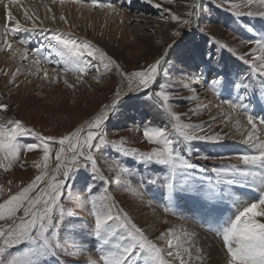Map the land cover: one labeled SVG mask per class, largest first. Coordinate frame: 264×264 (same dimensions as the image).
<instances>
[{
    "label": "rangeland",
    "instance_id": "1",
    "mask_svg": "<svg viewBox=\"0 0 264 264\" xmlns=\"http://www.w3.org/2000/svg\"><path fill=\"white\" fill-rule=\"evenodd\" d=\"M46 2L54 3L57 10L68 6L78 15L79 18L74 20L76 24L73 25V32L50 28L44 30L43 34L42 30L38 31L39 36L33 28L27 27L28 30L25 31L24 26L21 25L19 31L12 33L7 31L14 26L6 22L7 13H4V21H2L3 17H0V37L10 41L13 48L10 51L4 43H1L0 48L3 50H0V58H9L10 55L16 56L21 53L15 51L16 49H26L28 53L26 59H22V56L12 59L9 62V70L6 66L0 67V104L7 106L6 111H0V116L6 119H19L35 132L59 138L94 117L105 105L111 104L114 93L119 88L122 91L121 102L105 124L107 139L111 141L123 139L126 148L136 149L139 152H148L155 147L144 139L143 127L150 123L152 126L170 128L167 115L154 106L144 92L136 94L127 92L126 82L122 83V78L115 68L103 74L100 82L94 79L99 75L95 69L90 70L81 80H77L71 72H63L62 63H58L60 58L55 55L57 47L55 37L75 39L78 43L88 41L99 47L125 72L146 67L167 53L166 62L162 66L156 84L148 90L149 94L159 91V85L168 83L170 87L167 91L170 93L171 106L173 111L181 115L182 121L201 126L203 128V132H199L201 135L222 137L218 141H193L192 152L183 153L197 165V168L191 171L188 181L190 185L195 188L215 185L218 178L212 172L213 168L239 164L237 155L244 151H255L251 145L242 146L235 143L246 137L244 130H242L244 133L234 130L233 120L238 117L241 119L240 114L243 115V111H237L240 114L234 113L229 104L222 103V101L243 103L248 106V111L256 118L257 124L260 119H264V86L261 84V78L238 59L240 55H245L247 58V54H250L255 47L247 41L264 35V17L238 16L231 10V3L243 5L246 0H199L201 4L199 15L192 18L194 23L190 27L181 26L171 19V15L188 19L186 13L193 11L189 6L194 0H172L171 3L167 0H152L151 3L148 0H98V3L112 5L111 9L93 7V0H79V2L65 0L64 3H60V0L55 2L24 0L9 5L8 9L11 11L21 3L43 6ZM78 3L90 6H81ZM156 4H160L161 7H156ZM250 10L254 13L264 11V6L240 8L243 13ZM54 17L53 21L69 22L67 17L61 20L56 13ZM82 17L86 21L85 24L81 22ZM88 17H91L89 22ZM174 31H179L180 36H174ZM222 44H227L228 48L234 49L235 52L220 47ZM169 45L172 47L168 51ZM37 50H39L40 63L51 69V72L47 71V79L43 75L45 70L35 71L29 65L32 60L37 59ZM100 71L102 73L103 69L101 68ZM28 74H30V82L23 79ZM217 74L224 77L225 81L233 82L248 77L244 81L250 85L247 94L243 89L238 90L230 84H222L220 94L217 96L210 87L211 81L217 78ZM65 78L68 84L64 83ZM185 84L188 87H184ZM198 88L202 91L208 90L209 95H202V91ZM199 105H207V107H201L196 111ZM229 115L234 118L229 120ZM236 136L242 139H233ZM20 139L24 144L39 142L34 136ZM41 155L40 150L23 152L20 160L15 162L9 171L0 169V186L4 189L3 194L0 195V202L7 199L10 194L18 192L40 174V170L33 166V161H39ZM94 155L107 181L93 179L90 165L88 168L81 166L70 175L62 199L67 214L59 230L66 243L61 253L55 259L49 258L47 264H56L57 261L60 264H91V261L100 264L101 242L93 233V216L90 204L85 199L89 195L87 192L89 185L93 186L92 194L97 195L102 194L104 188H107V194L114 199L116 209L126 212L136 224L135 219L139 213L144 212L147 207L151 209L149 205H154L153 209L156 211H163L167 219L179 218L194 222L195 225L205 228L202 231L208 232L213 239H217L214 240L223 246V256L226 257L222 240L210 230L215 218L209 215L208 211L211 207L209 201L193 191L179 192L169 200L163 181V177L168 174L165 166L142 163L138 157L124 156L110 145L102 147ZM201 156H208L209 159H201ZM116 165L119 167L115 168ZM54 166L53 159L50 162V171ZM110 166L115 170H110ZM152 178L157 179V184L148 183ZM225 188V185H220L221 190ZM130 189H135L139 195L134 194ZM231 190L243 198H247L248 193L252 196L258 195L253 189L240 186H233ZM219 201L223 205H229L227 214H230L232 211L230 199ZM220 206L217 208L219 209ZM190 207L197 211L196 215ZM146 211L149 213L148 210ZM167 229V227L154 229L147 227L143 230L150 240L164 247L165 242L158 240L157 237Z\"/></svg>",
    "mask_w": 264,
    "mask_h": 264
},
{
    "label": "snow or ice",
    "instance_id": "2",
    "mask_svg": "<svg viewBox=\"0 0 264 264\" xmlns=\"http://www.w3.org/2000/svg\"><path fill=\"white\" fill-rule=\"evenodd\" d=\"M13 2L15 0H9V3ZM64 2L65 0H60V3ZM73 2H79V0H73ZM148 2L151 3L152 0ZM167 2L171 3L172 0ZM253 5L264 6V0H246L243 5L231 3V10L238 16L264 17V11L255 13L251 10L247 13L240 11L241 7L251 9ZM92 6L112 7L110 4L98 3V0H93ZM156 7L161 5L156 4ZM189 7L193 11L186 13L188 19H182L175 14L171 15V19L180 23L181 26L190 27L194 23L192 18L199 15L198 10L201 4L199 0H194ZM24 16L26 20L32 22L35 29V20L28 14L27 9L24 10ZM60 19L64 20L65 17L61 16ZM6 22L14 25L7 30L8 32L14 33L22 27L11 11L6 14ZM173 35L180 36V32L174 31ZM55 39L57 41L55 55L60 58L58 63H62L64 73L71 72L77 80H81L90 70L95 69L99 75L94 79L100 82L103 74L115 68L122 78V83L126 82L127 92H144L147 99L167 115L171 127L152 126L150 123L144 125V139L149 144L155 145L148 152L126 148L123 139L108 140L105 124L121 102L122 91L119 88L115 91L111 104L105 105L94 117L59 138L35 132L19 119H6L0 116V169L9 171L13 164L20 160L23 152L40 150L42 153L39 161H33V166L40 170V174L18 192L10 194L7 199L0 202V222H3L0 224V264H47L49 258L55 259L61 253L66 243L59 231L61 222L67 214L62 203L66 182L75 169L81 166L88 168L89 165L93 179L106 182L107 177L98 166L94 153L109 145L118 149L124 156L138 157L142 163L165 166L168 174L163 177V181L169 200H172L179 192L185 191H193L209 202L229 198L231 213L218 218L210 227V230L223 242L226 264H264V141H261L256 134L257 121L249 113L248 106L243 103L222 101L234 110L243 111L247 124L251 126V129L246 131L243 142L251 145L255 151H244L237 155L239 164L213 168L212 172L218 178L215 185H210L208 188H195L188 181L191 171L196 169L197 165L183 153L192 152L193 141H218L222 137L201 135L199 134L203 132L201 126L183 122L181 115L173 111L171 106L170 93L167 91L170 87L168 83L159 85V91L149 94L148 90L156 84L162 66L166 62L167 53L146 67L125 72L113 58L91 42L78 43L75 39L60 37ZM21 43L25 42L21 41ZM247 43L255 47L250 54H247V58L245 55H240L238 59L247 64L251 72L261 78V84L264 86V35L251 39ZM4 44L8 50H13L10 41L5 40ZM171 47L172 45H169V48ZM220 47L235 52L234 49L228 48L227 44H222ZM21 55L22 59H26L27 50L25 49ZM36 56L37 59L33 63L39 65V50ZM43 75L45 79L48 78L46 70ZM247 79L248 77H244L239 82L225 81L224 77L217 74V78L211 81L210 87L217 96L220 94L222 84H230L238 90L243 89L247 94L250 87L244 82ZM64 83L68 84L66 78ZM183 86L188 87L186 84ZM201 107L206 108L207 105H199L196 111H199ZM6 110L7 106L0 104V111ZM228 119L232 120V116L229 115ZM259 124L264 125V119H260ZM235 126L238 130L243 126L240 119L235 120ZM25 136H34L39 142L24 144L20 138ZM200 158L209 159L208 156ZM53 159L55 166L50 171V162ZM118 167L119 165L115 166V168ZM115 168L110 166V170ZM157 182L156 178L148 181L153 185ZM220 185H225L226 188L221 190ZM233 186L253 189L258 195L252 196L248 193L247 198H243L231 190ZM130 190L139 195L135 189ZM3 191V187L0 186V195ZM92 191L93 186H87L89 195L85 199L90 204L93 216V233L101 242L100 264H193L194 252L196 264L202 261L203 250L196 252L193 233L183 228L170 227L157 237L158 240L165 242V246L160 247L148 238L145 231L126 212L116 209L114 199L107 194V188H104L103 193L99 195L92 194ZM56 264L60 262L57 261ZM91 264L96 262L91 261Z\"/></svg>",
    "mask_w": 264,
    "mask_h": 264
},
{
    "label": "bare ground",
    "instance_id": "3",
    "mask_svg": "<svg viewBox=\"0 0 264 264\" xmlns=\"http://www.w3.org/2000/svg\"><path fill=\"white\" fill-rule=\"evenodd\" d=\"M22 1H24V0H15V2H13V3L0 2V17H3L2 21H4V19H5V14L4 13H7V11L9 10L8 6L12 5V4L20 3ZM78 4H80V3H78ZM80 5L81 6H90V5H86V4H80ZM5 6H7V8H5ZM24 6H26V7H24ZM24 8L27 9L29 15L33 16V20H35V23H36V27H35L34 31L36 30V32L38 34L40 33L38 31L42 30V34H43L44 30L50 29V28L59 29L60 31L61 30H68V31H72L73 32L74 31L73 25L76 24V22L74 20H77L79 18L78 15L75 12H72V10L68 6L66 8H64V9L57 10V8H56L54 3L46 2L43 6L33 5V4H29V3H21L19 6L15 7L14 9H12L11 12L16 17V19L19 20L20 24L22 26H24L23 29H25L27 27L28 28H33V25H32L31 21H28L26 19L24 20V18H25V16H24V10L25 9ZM103 8L111 9V8H108V7H103ZM55 13L58 14L60 17L61 16L65 17V18L67 17L69 19V22H67V21H57V20L53 21V17L55 15ZM37 17H39V19H37ZM90 19H91V17H88L87 21L89 22ZM41 21H42V23H41ZM81 22H83L84 24L86 22L83 17H82V21ZM0 23H1V21H0ZM39 36H40V34H39ZM5 40L6 39L4 37H0V44L4 43ZM19 50H20L21 53H19L16 56H11L10 55L9 58H0V67L6 66V69L9 70V68H10L9 62L12 61V59H17L18 57L22 56L21 54L24 52V49H19ZM3 60H8V61L4 62ZM33 61L34 60H32V62H30L29 65L32 66L35 71L46 70L48 72H51V69L49 67H46V66L42 65L41 63L39 65H36V64L33 63ZM13 62H15V61H13ZM23 79H25L28 82H30V74L25 75L23 77ZM29 85L31 86V84H28V86ZM200 85H201V88L203 89L202 84H200ZM198 89L202 91V89H200V88H198ZM37 94H39V93H37ZM201 94L207 96V95H209V92H208V90H204V91L201 92ZM40 96H44V95H40ZM224 107L228 108L227 106H224ZM231 110L234 113L240 114V113L237 112V110H234L232 108H231ZM229 111H230V109H229ZM235 117L237 118V116H235ZM232 118H234V117H232ZM240 118H241L240 119L241 124L243 126L240 127L239 130L240 131L244 130L245 132L250 130L251 126L247 124L246 117L244 115L240 114ZM235 120L236 119L234 118L233 121L235 122ZM64 123L65 122H63V124ZM257 128H258V130H257L256 134L260 137L261 141H264V126L260 125L258 123L257 124ZM234 130L235 131H239L236 126H234ZM244 131H242V132L244 133ZM233 139L240 140L242 138L236 136V137H233ZM241 141H244V139L240 140V141H235V143L242 144V146H245L246 144L242 143ZM209 205L212 206L211 204H209ZM149 207H151V209H147L148 208L147 207L145 209V211L144 212L141 211V213H139V215L135 219V221L137 222V224L140 227H142L143 229L147 228V227H151L153 229L154 228H158V227H160V228L161 227H167V228L171 227V228H175V229L183 228L186 231L194 234L196 252H199L201 249L203 250L202 253H201L203 259L200 262V264H226V257L223 256V249H222L223 246H220V244H218L215 241L217 239L214 238L215 239L214 240L213 237H211V235L208 232L202 231V228H200L199 225L197 226L192 221H183V220H180L179 218H177V219H175V218L167 219V215L163 211H161V210L156 211L155 209H153L154 205L153 206L149 205ZM146 210H148L149 213ZM217 212H218V208L212 209V211L209 212V215H211L213 218H215L214 220H217L218 218L222 217V216L217 215ZM165 221H167V223H165ZM193 264H196V262H195V252H194V262H193Z\"/></svg>",
    "mask_w": 264,
    "mask_h": 264
},
{
    "label": "water",
    "instance_id": "4",
    "mask_svg": "<svg viewBox=\"0 0 264 264\" xmlns=\"http://www.w3.org/2000/svg\"><path fill=\"white\" fill-rule=\"evenodd\" d=\"M169 50H170V48L168 49V51H169ZM168 51H167V52H168ZM132 94H134V93H132ZM135 94H136V93H135Z\"/></svg>",
    "mask_w": 264,
    "mask_h": 264
},
{
    "label": "trees",
    "instance_id": "5",
    "mask_svg": "<svg viewBox=\"0 0 264 264\" xmlns=\"http://www.w3.org/2000/svg\"><path fill=\"white\" fill-rule=\"evenodd\" d=\"M255 34H257V33L255 32Z\"/></svg>",
    "mask_w": 264,
    "mask_h": 264
}]
</instances>
